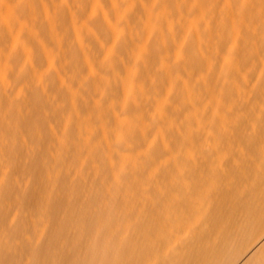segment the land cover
<instances>
[{
  "label": "bare ground",
  "instance_id": "bare-ground-1",
  "mask_svg": "<svg viewBox=\"0 0 264 264\" xmlns=\"http://www.w3.org/2000/svg\"><path fill=\"white\" fill-rule=\"evenodd\" d=\"M0 264H264V0H0Z\"/></svg>",
  "mask_w": 264,
  "mask_h": 264
},
{
  "label": "rangeland",
  "instance_id": "rangeland-1",
  "mask_svg": "<svg viewBox=\"0 0 264 264\" xmlns=\"http://www.w3.org/2000/svg\"><path fill=\"white\" fill-rule=\"evenodd\" d=\"M224 1H225V0H224ZM224 5H225V2L222 3V6H224Z\"/></svg>",
  "mask_w": 264,
  "mask_h": 264
}]
</instances>
